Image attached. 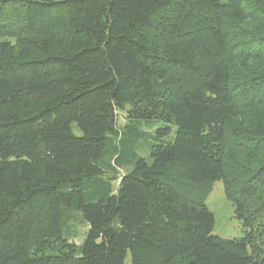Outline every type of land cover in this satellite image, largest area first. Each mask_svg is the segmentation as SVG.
<instances>
[{"label":"trees","instance_id":"trees-1","mask_svg":"<svg viewBox=\"0 0 264 264\" xmlns=\"http://www.w3.org/2000/svg\"><path fill=\"white\" fill-rule=\"evenodd\" d=\"M0 264H264V0H0Z\"/></svg>","mask_w":264,"mask_h":264},{"label":"rangeland","instance_id":"rangeland-1","mask_svg":"<svg viewBox=\"0 0 264 264\" xmlns=\"http://www.w3.org/2000/svg\"><path fill=\"white\" fill-rule=\"evenodd\" d=\"M116 118L118 126H123L126 123V111L117 110ZM142 130L146 134L144 137H141L138 142V155L145 156V146L150 142H166L173 138L174 131L168 135L157 137L156 129L159 126L158 122H148L143 123ZM129 167H124L120 170V173H124L128 170ZM114 186L116 181L113 182ZM206 205L210 212L213 214L214 223H213V234L222 238H239L244 235L241 222L236 218L234 213V205L226 198L223 189V183L221 180H216L212 189L206 199ZM72 234L68 237L70 242H73L76 245H80L83 239L86 236L88 225L80 218L76 216L72 220L71 228Z\"/></svg>","mask_w":264,"mask_h":264}]
</instances>
